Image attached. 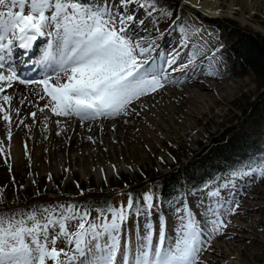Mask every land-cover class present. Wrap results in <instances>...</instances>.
Returning a JSON list of instances; mask_svg holds the SVG:
<instances>
[{"label":"snow or ice","instance_id":"1","mask_svg":"<svg viewBox=\"0 0 264 264\" xmlns=\"http://www.w3.org/2000/svg\"><path fill=\"white\" fill-rule=\"evenodd\" d=\"M132 3L155 8L146 0H119V10L111 0H98L95 5L86 0H0V113L9 129L13 97L7 89L17 82L40 88L36 96L46 103L38 108L39 112L77 118L83 123L139 115L133 105L176 83L168 70L185 72L191 66L195 71L196 52L187 62L178 63L177 51L158 64L152 55L155 42L146 44L131 35L134 24L144 25L143 19L137 21L136 16L123 11ZM39 39L47 40L36 61L43 69L41 78L26 79L27 71L34 66L27 57ZM16 50H22L20 63L14 56ZM14 111L19 116V109ZM30 116L35 120L37 113L31 112ZM48 119L46 116L45 127ZM19 122L23 124L24 120ZM7 139H12L11 130ZM88 139L92 141V137ZM0 154L7 159L3 141ZM232 175L264 178V162ZM47 179L52 180L51 174ZM210 195L217 202L206 209L210 218L205 227L191 209H186L174 227L172 239L168 238L167 220L160 217L158 233L147 223L135 245L131 239L121 244L124 225L135 208L131 197L126 205L99 211L97 219L73 204L0 215V264H204L201 257L211 247L212 238L227 227L222 216L225 212L235 214L234 209L239 207L234 200L219 203V191ZM142 203L144 211L136 214L147 216L159 200L147 193ZM61 238L71 252L57 248Z\"/></svg>","mask_w":264,"mask_h":264},{"label":"rangeland","instance_id":"2","mask_svg":"<svg viewBox=\"0 0 264 264\" xmlns=\"http://www.w3.org/2000/svg\"><path fill=\"white\" fill-rule=\"evenodd\" d=\"M79 2L84 3L85 1L79 0ZM86 2L89 5H95L98 3V0H86ZM140 2L144 3L145 0H140ZM146 2L152 5L151 1ZM111 3L119 10V0H111ZM181 3L184 8L180 9L179 15H186L189 18V22L185 27L188 31H182L179 25L158 26L154 20L153 9L151 7L141 8L139 3L129 4L123 11L136 16L137 21L140 19L144 20L143 26H140L138 22L132 26L136 27V29L141 28V31H131V35L136 39H142L146 44L154 41L159 47L163 46V49H160L162 54L158 64L162 63L164 54L166 57H169L170 54L177 51L180 53L178 63L187 62L193 52L197 53L196 58L200 57V59L195 60V64L197 65L195 71L190 66L185 72H175L182 73L181 77L187 81L190 79L195 80L193 84L198 82L207 84L212 89L210 95L214 94L213 101L199 107L194 112L193 119L188 121L181 120L185 126L191 127V130H187V132H189V137L193 141L189 137H186L185 134L187 132L179 131V134L175 135V137H167L170 127L167 125L168 122H161L163 119H160L159 122L154 123V126L159 123L156 127H160V129L155 131L159 140L153 139L151 142L153 147L151 149L148 148L146 151L138 147L136 151L139 154L137 157L139 161L136 163L127 164L124 161V154L120 146L117 147V155H114L113 158H108L109 154H106V162L108 164L110 162L111 165L121 163L127 169L139 168L142 162H146L144 165H154L150 176H143L141 181H134L124 189L114 190L115 188L106 189L93 186L69 193H64L57 187H53L52 190L48 188L47 179L43 177L41 172L44 166H47L49 169L50 162L47 161L43 164L41 160L32 154V152H37L38 147H35V149L28 147L29 149L27 148L26 151L25 143L24 146L18 144L19 153L15 155L13 151H9V147L3 144V147L6 149L7 159L5 154H0V203L12 198V195L7 194L10 180L14 181L18 187L24 186L31 189L32 194L62 199L55 205L68 204L65 202L66 200L88 193H100L113 198L110 209L117 208L121 205H126L129 202V191L139 186H142L141 191L143 196L147 193H152L155 196L158 188L157 184L153 182L154 179H159V177L166 175L180 164L195 159L203 149L210 145L211 139L219 137L228 126L237 123V119L242 117L241 110L259 94L254 76L251 72H248L245 77L241 78L219 79L216 70L208 66V64L212 65V61L216 65H219L221 62L219 52L213 51V54H205L206 50H210L213 44L217 42V33L213 29V32H211V28L202 25L199 19L186 8L195 10L202 16H209L198 11L194 6L190 7V5L185 4L184 0H181ZM219 3L218 9L222 13L219 18L237 21L240 27L251 28L264 37V6L261 7L258 4L252 5V3L250 6H244L240 2L230 13L228 12V6L231 4V0H219ZM185 41H187V46H185ZM156 51L154 48L152 54L154 57H156ZM207 60L208 62H206ZM170 73L171 70H169V75ZM183 85L184 83L179 84L181 90ZM170 86L172 85L166 87L170 89ZM160 92H162V89L146 97L153 96L158 100L156 94ZM161 101L163 104H160ZM153 105L157 109L161 107V110H163L164 107L166 108V100L162 98L157 103H153ZM31 112L28 113V116ZM48 114L54 121L60 120L61 122L62 120L64 122V117L60 119L50 112ZM11 144H14L13 137L9 145ZM43 150V148L39 147L40 152ZM129 156L131 158L133 154ZM162 161H166V163H162ZM106 162L103 159L98 163L91 161L89 169L95 172L100 165H102L100 168L106 165L109 166ZM248 176L250 175L220 178L216 183L206 184L201 190L192 195L180 198L173 205L160 204L156 206L147 216L136 214L137 212H143L144 208L135 209L136 211L130 214L127 223L124 225L121 238L122 246L125 239H131L133 245H135L137 243V236L144 234L147 223H150L154 231L158 233L160 217L167 220L168 238L172 239L174 227L179 222L180 215L186 209H191L197 220L200 217H205L201 223V227H205L207 219L210 218V214L206 216V209L210 205L215 206L217 202L216 198L212 197L210 193L212 191H219V203L223 204L226 199L229 202L234 200L238 202L239 207L238 209H234L235 214L224 213L222 218L227 222V227L221 230L222 234H217L212 238L211 247L203 253L201 260L204 264H229L230 260H237L239 264H264V178L253 175L252 179L245 180L244 178L248 179ZM81 191L83 194H81ZM227 207L228 205H225V208ZM90 214L93 219L98 218L96 212ZM240 227L243 228V232L240 231ZM224 234L225 236L226 234L232 236V241L230 237L223 238ZM242 237L244 240H242ZM236 239L240 240L235 242ZM217 244H220L222 248L220 249ZM56 246L58 249L71 252V248L63 238L58 240ZM49 264H51V261H49Z\"/></svg>","mask_w":264,"mask_h":264},{"label":"bare ground","instance_id":"3","mask_svg":"<svg viewBox=\"0 0 264 264\" xmlns=\"http://www.w3.org/2000/svg\"><path fill=\"white\" fill-rule=\"evenodd\" d=\"M184 1L185 4L190 5V7L194 6L198 11L209 17L215 18L222 15L218 9L219 0ZM240 2L244 6H250L251 3L252 5L258 4V6H264V0H231L228 12L231 13ZM135 30L140 32L141 28H131V31ZM211 32H213L212 29ZM46 46L47 40L39 39L34 45V51L29 53V57L27 58L32 59L34 66L30 71H27L26 79L41 78L43 69L36 64V61L40 59ZM162 47L155 44V49L157 50L155 55L158 57L157 63L160 62L159 58L162 54L160 49H163ZM21 52L22 50L14 51V56L18 59L17 63H20ZM163 58H166L165 54ZM181 75L182 73L171 72L170 78L175 80L176 83L167 84L166 86L172 85L170 89L165 86L166 88L164 87L162 92L156 94L158 100L162 98L166 100V108L164 107L163 110H161V107L157 109L153 105V103H157L158 101L153 96L149 98L144 97L142 101L133 105L139 115L133 114L116 119H103L83 123L77 118L59 117L60 119H64V122L61 120L62 123L60 122L59 125L49 116L47 111L44 113L39 112L38 108L43 107L46 100H40L36 96V92L40 91L37 85L14 83L12 88L7 89V94L13 97L11 102L13 111L10 112L12 116L11 128L9 129L8 123L3 120V113H0V141H3V144L9 147V151H13L15 155L19 153L18 144L24 146L25 143L27 144V148L33 147L35 149V147H38L37 152H32V154L41 160L43 164L47 161L50 162L49 169L47 166H44L41 173L46 179L51 174L52 180L49 181L47 179V186L51 190L53 187H57L64 193H69L93 186L106 189L115 188L114 190L124 189L134 181H141L143 176H150L154 165H144L146 162H142L139 168L127 169L121 163L111 165L110 162L108 164L106 162V154H109L108 158H113L114 155H117V147L120 146L124 154V161L127 164H134L139 161L137 159L139 154L136 151L138 147L146 151L148 148L151 149L153 147L151 144L153 139L159 140L155 133L156 130L160 129V127H156L159 123L155 126L154 123L159 122L160 119H163L161 122H168L167 125L170 127V131L167 132V137H175V135L179 134V131L187 132V130H191V127L185 126L181 120L188 121L193 119L194 112L199 107L213 101L214 94L210 95L212 89L207 84L199 82L193 84L195 80L190 79L187 81ZM180 83H184L182 90L179 87ZM41 94L43 93L41 92ZM159 94H162L160 95L161 97ZM21 100L24 102L21 103ZM160 104H163L162 101ZM5 108L7 110L8 106L6 105ZM15 109H19V116L15 114ZM31 111L37 113L35 120L30 115L28 116V113ZM46 116L49 119L45 127ZM21 119L24 120L23 124L19 122ZM5 130L6 132H4ZM9 130H11L14 139V144L11 145H9L10 141L7 139ZM58 132L60 133L59 135L57 134ZM188 133L185 134L186 137H189ZM88 137H92V141H95V143L90 141ZM189 138L193 141L191 137ZM39 147L44 150L40 152ZM131 154L133 156L130 158L129 155ZM102 159L109 166L106 165L100 168L102 166L100 165L98 170L94 169L96 171L92 172V169H89L90 162L96 161L98 163ZM162 163H166V161H162ZM65 169H69V171L66 172ZM252 178L253 175H250L248 179H244L250 180ZM77 182L79 183V188L76 187ZM209 214L206 212V216ZM204 219L205 217H200L198 221L202 223ZM240 231L243 232V228L240 227ZM224 236L223 238L230 237L231 241L233 239L228 234ZM239 240L236 239L235 242ZM242 240H244L243 237ZM217 246L220 249L222 248L220 244H217ZM229 264L239 263L237 260H230Z\"/></svg>","mask_w":264,"mask_h":264},{"label":"trees","instance_id":"4","mask_svg":"<svg viewBox=\"0 0 264 264\" xmlns=\"http://www.w3.org/2000/svg\"><path fill=\"white\" fill-rule=\"evenodd\" d=\"M155 5L154 20L158 26L179 25L185 29L189 18L180 16L184 8L181 0H146ZM207 27L218 31V41L213 44L210 53L219 52L221 62L212 65L219 79L228 80L245 77L251 72L259 94L241 110L242 117L237 123L228 126L223 133L211 139L210 145L203 149L195 159L180 164L166 175L154 179L158 190L154 197L160 204L173 205L182 197L201 190L206 184L216 183L224 177H232L236 170L247 171L249 165L264 162V37L248 27H240L237 21L227 18H206L195 10L186 8ZM200 59L196 58V60ZM208 62V60L206 61ZM211 62V61H210ZM251 136V137H250ZM7 194L12 198L0 203V215L8 216L34 208L52 207L62 199L58 197L32 194L31 189L19 186L10 180ZM142 186L129 191V198L135 202L132 213L144 208ZM10 201V202H9ZM113 198L106 194L88 193L66 200L79 208L98 214L108 210Z\"/></svg>","mask_w":264,"mask_h":264}]
</instances>
